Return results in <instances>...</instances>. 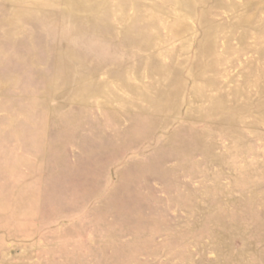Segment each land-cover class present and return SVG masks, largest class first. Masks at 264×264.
Returning <instances> with one entry per match:
<instances>
[{
	"label": "rangeland",
	"instance_id": "374dc122",
	"mask_svg": "<svg viewBox=\"0 0 264 264\" xmlns=\"http://www.w3.org/2000/svg\"><path fill=\"white\" fill-rule=\"evenodd\" d=\"M0 264H264V0H0Z\"/></svg>",
	"mask_w": 264,
	"mask_h": 264
}]
</instances>
